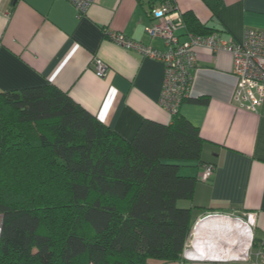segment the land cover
Segmentation results:
<instances>
[{
    "label": "crops",
    "instance_id": "0c3cea01",
    "mask_svg": "<svg viewBox=\"0 0 264 264\" xmlns=\"http://www.w3.org/2000/svg\"><path fill=\"white\" fill-rule=\"evenodd\" d=\"M159 2L93 0L80 14L68 0H0V90L51 82L125 139L144 117L168 122L171 114L158 101L163 62L109 36L121 32L163 48V40L145 31L148 10ZM170 2L181 18L178 42L189 33L181 15L186 9L221 40L264 30V0H222L212 18L201 0ZM93 57L107 64L104 76L95 74ZM190 74V99L178 110L198 127L201 158L213 170L182 202L191 206L190 232L168 264H264V98L255 111L233 105L232 55L223 49L197 47ZM181 170L197 175L201 166L183 161Z\"/></svg>",
    "mask_w": 264,
    "mask_h": 264
},
{
    "label": "trees",
    "instance_id": "16d2710c",
    "mask_svg": "<svg viewBox=\"0 0 264 264\" xmlns=\"http://www.w3.org/2000/svg\"><path fill=\"white\" fill-rule=\"evenodd\" d=\"M201 1L217 15L222 0ZM181 15L189 33L213 32ZM203 141L179 110L125 139L51 82L0 90V264L177 260L200 179L179 170L211 163Z\"/></svg>",
    "mask_w": 264,
    "mask_h": 264
},
{
    "label": "built area",
    "instance_id": "2783aa9c",
    "mask_svg": "<svg viewBox=\"0 0 264 264\" xmlns=\"http://www.w3.org/2000/svg\"><path fill=\"white\" fill-rule=\"evenodd\" d=\"M78 13L86 11L93 0H68ZM152 21L145 27L151 38L163 40L164 47L157 48L134 41L121 32H111L110 38L125 48H134L143 55L160 60L164 74L158 101L170 114L179 109L183 98L188 95L191 83L190 70L195 65L196 48L204 47L210 51L223 49L232 55V73L235 86L232 103L236 108L255 111L264 98V30L246 29L243 39L221 40L215 34L187 33L186 40L178 42L176 29L181 18L173 12L170 0H160L158 5L148 10ZM96 75L104 76L108 66L98 57L92 58ZM213 164L202 166L198 177L205 180L212 173ZM264 255V252L261 254Z\"/></svg>",
    "mask_w": 264,
    "mask_h": 264
},
{
    "label": "rangeland",
    "instance_id": "374dc122",
    "mask_svg": "<svg viewBox=\"0 0 264 264\" xmlns=\"http://www.w3.org/2000/svg\"><path fill=\"white\" fill-rule=\"evenodd\" d=\"M184 171H187V170H184ZM183 170H181L180 172H184Z\"/></svg>",
    "mask_w": 264,
    "mask_h": 264
},
{
    "label": "bare ground",
    "instance_id": "6f19581e",
    "mask_svg": "<svg viewBox=\"0 0 264 264\" xmlns=\"http://www.w3.org/2000/svg\"><path fill=\"white\" fill-rule=\"evenodd\" d=\"M229 253V252H228Z\"/></svg>",
    "mask_w": 264,
    "mask_h": 264
}]
</instances>
